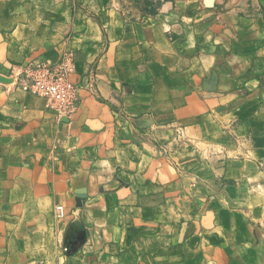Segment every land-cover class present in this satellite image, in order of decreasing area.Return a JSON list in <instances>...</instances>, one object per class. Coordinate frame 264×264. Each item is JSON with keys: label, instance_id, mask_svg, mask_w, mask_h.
<instances>
[{"label": "crops", "instance_id": "obj_1", "mask_svg": "<svg viewBox=\"0 0 264 264\" xmlns=\"http://www.w3.org/2000/svg\"><path fill=\"white\" fill-rule=\"evenodd\" d=\"M206 2L0 0V77L78 87L0 80V264H264V0Z\"/></svg>", "mask_w": 264, "mask_h": 264}, {"label": "built area", "instance_id": "obj_2", "mask_svg": "<svg viewBox=\"0 0 264 264\" xmlns=\"http://www.w3.org/2000/svg\"><path fill=\"white\" fill-rule=\"evenodd\" d=\"M74 68L73 55L68 53L53 64H28L12 70L11 77L7 78L21 89L44 98L59 117L68 116L78 102V87L71 79ZM55 210L61 215V206H56Z\"/></svg>", "mask_w": 264, "mask_h": 264}, {"label": "water", "instance_id": "obj_3", "mask_svg": "<svg viewBox=\"0 0 264 264\" xmlns=\"http://www.w3.org/2000/svg\"><path fill=\"white\" fill-rule=\"evenodd\" d=\"M206 5L211 6L212 0H207ZM0 80L3 82H8V83L12 81L11 78H7V77H0Z\"/></svg>", "mask_w": 264, "mask_h": 264}]
</instances>
